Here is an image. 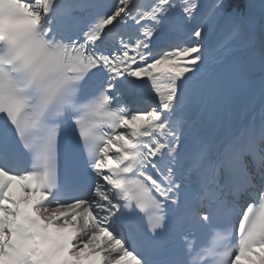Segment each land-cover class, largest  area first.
I'll return each mask as SVG.
<instances>
[{"label":"snow or ice","instance_id":"1","mask_svg":"<svg viewBox=\"0 0 264 264\" xmlns=\"http://www.w3.org/2000/svg\"><path fill=\"white\" fill-rule=\"evenodd\" d=\"M0 264H264V0H0Z\"/></svg>","mask_w":264,"mask_h":264}]
</instances>
